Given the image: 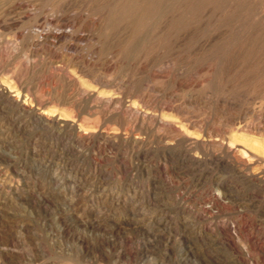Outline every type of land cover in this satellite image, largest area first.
<instances>
[{"label":"rangeland","instance_id":"1","mask_svg":"<svg viewBox=\"0 0 264 264\" xmlns=\"http://www.w3.org/2000/svg\"><path fill=\"white\" fill-rule=\"evenodd\" d=\"M262 8L0 0V264H264Z\"/></svg>","mask_w":264,"mask_h":264},{"label":"bare ground","instance_id":"2","mask_svg":"<svg viewBox=\"0 0 264 264\" xmlns=\"http://www.w3.org/2000/svg\"><path fill=\"white\" fill-rule=\"evenodd\" d=\"M164 1V0H163ZM173 1V0H172ZM215 1V0H214ZM167 2V1H166ZM176 2V1H175ZM186 2V1H185ZM171 3V2H170ZM212 3V2H211ZM168 4V3H167ZM189 4V3H188ZM194 4V3H193ZM229 4V3H228ZM169 5V4H168ZM167 5V6H168ZM211 5V4H210ZM177 6V5H176ZM175 7V6H174ZM182 7V6H181ZM200 7V6H199ZM164 8V7H163ZM180 9V8H179ZM187 9V8H186ZM263 9V8H262ZM166 10V9H165ZM200 10V9H199ZM232 10V9H231ZM206 11V10H205ZM263 11H264V9H263ZM180 13V12H179ZM218 13V12H217ZM166 15V14H165ZM195 17V16H194ZM195 20V19H194ZM199 20V19H198ZM69 21V20H68ZM71 21V20H70ZM230 21V20H229ZM78 22V21H77ZM201 22V21H200ZM66 23V22H65ZM69 23V22H68ZM75 23V22H74ZM189 24V23H188ZM71 25V24H70ZM222 25V24H221ZM208 26V25H207ZM177 27V26H176ZM215 27V26H214ZM65 28V27H64ZM74 28V27H73ZM209 28V27H208ZM56 29V28H55ZM68 29V28H67ZM66 29V30H67ZM72 29V28H71ZM65 30V29H64ZM184 30V29H183ZM221 30V29H220ZM72 31V30H71ZM65 32V31H64ZM70 32V31H69ZM193 32H194V30H193ZM54 33H55V31H54ZM58 33V32H57ZM71 33H73V32H71ZM190 33V32H189ZM53 34V33H52ZM69 34V33H68ZM67 34V35H68ZM193 34V33H192ZM55 36V35H54ZM63 36V35H62ZM66 36V35H65ZM81 36V35H80ZM79 36V37H80ZM60 37V36H59ZM78 37V36H77ZM180 37V36H179ZM42 38V37H41ZM81 38V37H80ZM190 38V37H189ZM51 39V38H50ZM39 40V39H38ZM37 41V40H36ZM43 43V42H42ZM34 44V43H33ZM53 44V43H52ZM6 51H7V49H6ZM9 52H11L10 50H8ZM9 52H6L7 53V55L8 56H10L9 54ZM4 58V57H3ZM178 58V57H177ZM76 61V60H75ZM86 62V61H85ZM87 62H89V61H87ZM82 63V62H81ZM86 64H88V63H85V65ZM107 64H109V63H107ZM106 65V64H105ZM82 66V65H81ZM87 66V65H86ZM86 66H85V68H86ZM107 66H109V65H107ZM79 67H80V65H79ZM83 68V67H82ZM85 68H84V70L83 71H85ZM207 68V67H206ZM80 69V68H79ZM90 70V69H89ZM92 70V69H91ZM213 70V69H212ZM80 71V70H79ZM210 71V70H209ZM82 72V71H81ZM19 73V72H18ZM17 73V74H18ZM23 73V72H22ZM90 73V72H89ZM88 73V74H89ZM199 73V72H198ZM12 75V74H11ZM86 75V74H85ZM201 75V74H200ZM4 76V75H3ZM15 76V75H14ZM20 76H21V74H20ZM73 76H74V74H73ZM12 77V76H11ZM201 77V76H200ZM19 78L20 77H16L15 76V79L19 82ZM14 79V78H13ZM22 79V78H21ZM2 80V79H1ZM0 80V81H1ZM6 80H7V78H6ZM202 80V79H201ZM10 81V80H9ZM25 81V80H24ZM75 81H76V79H75ZM8 82V81H7ZM23 82V81H22ZM6 83V82H5ZM20 83V82H19ZM4 86H3V88L1 89V90H3V93L4 94H6V96L8 97V98H12L13 100H12V102L15 100V101H17V104L18 105H24V109H25V104H26V102L25 101H22V103H21V100H23V99H19V94H21V93H23V92H21L20 93V88H18L16 85H12V84H10V83H7V84H4V83H2ZM23 84V83H22ZM74 85H75V83H74ZM79 85V84H78ZM82 85V84H81ZM84 88V87H83ZM88 88V87H87ZM77 89V88H76ZM82 89V88H81ZM85 89V88H84ZM91 89V88H90ZM86 90V89H85ZM21 91H23V90H21ZM30 92V91H29ZM78 92V91H77ZM81 92H82V90H81ZM85 93V92H84ZM84 93H82V94H84ZM25 94V93H24ZM29 94V93H28ZM80 94V93H79ZM98 96V95H97ZM34 97V96H33ZM32 97V98H33ZM37 97V96H36ZM74 97V96H73ZM78 97V96H77ZM81 97V96H80ZM96 97V96H95ZM111 97V96H110ZM26 98V97H25ZM38 98H40V97H38ZM35 99H37V98H35ZM75 99V98H74ZM41 100H44L43 98H41ZM41 100H38L39 102L37 103V105H35L36 106V108L34 107V110H35V114H36V119H37V121H39L40 123H47V121L49 122V123H51V121L53 122V123H56V124H59L60 123V121H61V119H60V117L59 116H57V117H59V118H55L52 114H50L49 112L51 111V110H49V112L44 108V104L42 103V101ZM118 100V99H117ZM26 101H27V99H26ZM37 101H35V103H36ZM71 102H73V101H71ZM29 103V102H28ZM31 103H33V102H31ZM105 103V102H104ZM121 103V102H120ZM112 104H114V103H112ZM33 105V104H32ZM139 106V105H138ZM28 107H29V105H28ZM31 107V106H30ZM46 107V106H45ZM116 107V106H115ZM145 107V106H144ZM138 108V107H137ZM137 108H131V109H125V111H124V113H126V115H128L129 117H138V113H139V110L137 109ZM33 109V108H32ZM113 109V108H112ZM142 109V108H141ZM104 110H105V108H104ZM116 110V109H115ZM114 110V111H115ZM22 112V111H21ZM123 112V111H122ZM143 112V111H142ZM182 112V111H181ZM188 112V111H187ZM56 113V112H55ZM146 113H147V110H146ZM148 113H150L149 111H148ZM140 114V113H139ZM144 114V113H143ZM142 114V115H143ZM149 115V114H148ZM187 115V114H186ZM53 116V117H52ZM144 116V115H143ZM142 116V119H144V117ZM147 116V115H146ZM154 116V115H153ZM140 117V116H139ZM138 117V118H139ZM35 119V118H34ZM83 119H85V118H83ZM147 119V118H146ZM190 119V118H189ZM125 120V119H124ZM168 120V119H167ZM192 120V119H191ZM36 121V120H35ZM73 121V120H72ZM143 121H145V120H143ZM63 123V122H62ZM68 123V122H67ZM75 123V122H74ZM148 123V122H147ZM166 123V122H165ZM37 124H38V122H37ZM80 124V123H79ZM83 124V123H82ZM145 124H146V122H145ZM199 124V123H198ZM51 125V124H50ZM53 125H55V124H53ZM59 125H61V124H59ZM149 125H150V123H149ZM153 125V124H152ZM83 126V125H82ZM189 126V125H188ZM160 127V126H159ZM163 127V126H162ZM177 127V126H176ZM59 128V127H58ZM77 128H79V127H77ZM169 128V131H172V132H175V133H180V132H178V129L176 128H173V127H171V126H169L168 127ZM167 128V129H168ZM92 129V128H91ZM97 129V128H96ZM95 129V130H96ZM104 129V128H103ZM162 129V128H161ZM80 130V129H79ZM93 130V129H92ZM94 130V131H95ZM181 130V129H180ZM179 130V131H180ZM188 130V129H187ZM264 130V129H263ZM78 131V130H77ZM98 131V130H97ZM100 131V130H99ZM164 131V130H163ZM80 133H79V136L80 137H85V134L84 133H86L87 132V130H85V129H81V131H79ZM114 132V131H113ZM118 132V131H117ZM130 132V131H129ZM217 132H219V131H217ZM259 132V131H258ZM120 133V132H119ZM126 133V132H125ZM182 133V132H181ZM78 134V133H77ZM93 134V133H92ZM169 134V133H168ZM190 134H192V133H190ZM95 135V134H94ZM117 135H119V134H117ZM176 135V134H175ZM179 135V134H178ZM177 135V136H178ZM219 135V134H218ZM218 135H217V138H218ZM221 135V134H220ZM220 135H219V137H220ZM228 135V134H227ZM79 136H77V138H80ZM92 136V135H91ZM140 136V135H139ZM180 136V135H179ZM195 134H194V139H195ZM226 136V135H225ZM107 137V136H106ZM111 137V136H110ZM121 137V136H120ZM130 137V136H129ZM193 137V136H192ZM196 137H199V135L198 136H196ZM215 137H216V135H215ZM134 138V137H133ZM206 138H208V137H206ZM211 139V140H213L215 143H217L218 144V139ZM223 138H224V135H223ZM84 139V138H83ZM91 138H89L88 140H90ZM93 139V138H92ZM184 139H185V136H184ZM201 139V138H200ZM210 139V138H209ZM78 140V139H77ZM86 140V139H85ZM87 140V141H88ZM140 140V139H139ZM142 140V139H141ZM161 140V139H160ZM159 140V141H160ZM185 140H187V139H185ZM196 140V139H195ZM197 140H198V138H197ZM204 140H206V139H204ZM82 141V140H81ZM173 141V140H172ZM183 141V140H182ZM190 141H191V139H190ZM135 142V141H134ZM158 142V141H157ZM165 142H167V141H165ZM193 142H196V141H193ZM192 142V143H193ZM212 142V141H211ZM235 142V141H234ZM79 143H80V141H79ZM84 143V142H83ZM186 143V142H185ZM198 143V142H197ZM201 143H203V141L201 142ZM204 143H205V141H204ZM226 143V142H225ZM87 144V143H86ZM161 144V143H160ZM171 144H172V142H171ZM178 144V143H177ZM211 144H213V143H211ZM210 144V145H211ZM222 145H223V143H221ZM239 144V143H238ZM247 144V143H246ZM82 145V144H81ZM111 145V144H110ZM162 145H163V143H162ZM201 145V144H200ZM206 145H208V144H206ZM216 145V144H215ZM230 145H233V144H230ZM237 145V144H236ZM242 145H243V143H242ZM186 146H187V144H186ZM205 146V145H204ZM209 146V145H208ZM219 146V145H218ZM250 146V145H249ZM253 146V145H252ZM172 147H175V146H172ZM206 147V146H205ZM215 147V146H214ZM216 147H217V145H216ZM223 147V146H222ZM247 147H248V145H247ZM259 147V146H258ZM184 148V147H183ZM204 148V147H203ZM211 148H213V146L211 147ZM227 148V147H226ZM224 149V150H227V149ZM249 148V147H248ZM257 148V147H256ZM264 148V147H263ZM208 149V148H207ZM215 149V148H214ZM222 149V148H221ZM259 149V148H258ZM260 149H262V148H260ZM200 150V149H199ZM217 150H218V148H217ZM223 150V149H222ZM221 150V151H222ZM256 150V149H255ZM263 150V149H262ZM201 151V150H200ZM208 152H209V150H207ZM211 151H213L212 149H211ZM242 151V150H241ZM240 150H239V148H237L236 146H229V148H228V150H227V152H225L226 153V155L225 156H228V158L229 159H220V161H221V163L225 166H230V167H234V164H240V165H243V166H246V164H247V162L250 160V158L249 159H247V156L245 157L243 154H242V152H241ZM257 151H259V150H257ZM196 152H198V150L196 151ZM214 152H215V150H214ZM206 153V152H205ZM221 153V152H220ZM224 153V154H225ZM244 153V152H243ZM249 153H251L250 151H249ZM204 154V153H203ZM219 154V153H218ZM224 154L222 155V157L224 156ZM245 154V153H244ZM255 154V153H254ZM264 154V153H263ZM189 155H190V153H189ZM201 155V154H200ZM205 156H206V154H205ZM219 156H221V155H219ZM249 156H251L250 154H249ZM261 156V155H260ZM190 157V156H189ZM192 157V156H191ZM200 157V156H199ZM198 157V158H199ZM204 157V156H203ZM214 157V156H213ZM253 157V156H252ZM255 157V156H254ZM194 158V157H193ZM201 158V157H200ZM225 158V157H224ZM262 158V157H261ZM213 159V158H212ZM253 159V158H252ZM263 159V158H262ZM196 160V159H195ZM201 160V159H200ZM204 160H206V159H204ZM209 160V159H208ZM214 160H215V158H214ZM255 160V159H254ZM203 161V160H202ZM211 161V160H210ZM209 161V162H210ZM259 161V160H258ZM195 162V161H194ZM200 162V161H199ZM212 162V161H211ZM218 162V161H217ZM191 163V162H190ZM197 163V162H196ZM214 164V163H213ZM218 165V164H217ZM220 165V164H219ZM222 166V165H221ZM258 167H260L259 165H257ZM264 166V165H263ZM251 167H252V165H251ZM226 168V167H225ZM229 168V167H228ZM253 168V167H252ZM251 168V169H252ZM255 168H256V166H255ZM232 169V168H231ZM254 169V168H253ZM227 170V169H226ZM239 172H240V170H238ZM261 172V171H260ZM241 173V172H240ZM256 173V172H255ZM238 174V173H237ZM242 174V173H241ZM244 174H248V173H244ZM243 174V175H244ZM249 175V174H248ZM240 176V175H239ZM246 176V175H245ZM259 176V175H258ZM261 177V176H260ZM247 178V177H246ZM254 179V178H253ZM260 180V179H259ZM261 180L263 181V179L261 178ZM258 181V180H257ZM260 183V182H259ZM264 185V184H263ZM230 186V185H229ZM229 186H228V188H229ZM261 186V185H260ZM226 187V186H225ZM261 188V187H260ZM223 189V188H222ZM225 190H226V188H224ZM264 190V189H263ZM228 191V190H227ZM225 192V191H224ZM230 192V191H229ZM220 193V192H219ZM225 195H226V193H225ZM224 195V196H225ZM229 195V194H228ZM215 196V195H214ZM217 196V195H216ZM223 196V197H224ZM230 197V196H229ZM235 198V197H234ZM222 199V198H221ZM214 202L215 203H219L220 202V199H219V197H214ZM225 200H226V198H225Z\"/></svg>","mask_w":264,"mask_h":264}]
</instances>
